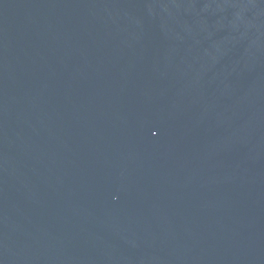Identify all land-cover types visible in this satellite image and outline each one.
<instances>
[{"label": "water", "instance_id": "water-1", "mask_svg": "<svg viewBox=\"0 0 264 264\" xmlns=\"http://www.w3.org/2000/svg\"><path fill=\"white\" fill-rule=\"evenodd\" d=\"M0 264H264V0H0Z\"/></svg>", "mask_w": 264, "mask_h": 264}]
</instances>
